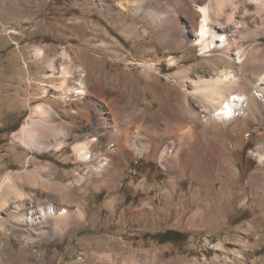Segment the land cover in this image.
I'll use <instances>...</instances> for the list:
<instances>
[{
  "label": "rangeland",
  "instance_id": "374dc122",
  "mask_svg": "<svg viewBox=\"0 0 264 264\" xmlns=\"http://www.w3.org/2000/svg\"><path fill=\"white\" fill-rule=\"evenodd\" d=\"M182 3L189 6L191 0H0V178L26 169L69 184L67 206L73 210L80 205L84 211L82 219L48 238L27 241L0 230V264H264V160L255 153H264V117L259 123L250 121L247 139L224 136L222 153L232 166L225 170L210 166L193 173L200 140L194 145L187 140L185 149L194 163L180 169L173 164L174 147L166 160L159 159L158 151H135V145H145L143 132L149 127L165 128L152 117L163 105L154 82L172 90V72L200 60L188 33L175 29L167 43L159 37L164 31L150 22ZM247 6L249 11L235 12L233 19L238 20L228 25L226 34H248L244 40L249 41L255 32L264 46L263 12H256L255 4ZM178 17L179 24L186 19ZM37 47L44 56L37 55ZM62 64L73 79L84 77L91 89L102 82L105 92L116 95L118 115L110 130L119 126L123 134L118 132L115 141L122 144L127 136L131 153H121L115 167L105 163L97 168L95 160V169L83 160L84 153L73 149L94 135L96 143L86 153L100 159L110 143L95 126L94 111L84 106L85 99L62 91L57 78ZM43 103L59 114L47 117V124L69 126L59 150L29 149L14 137ZM78 107L88 110L89 122L71 113L70 108ZM141 110L146 119H135ZM196 127V134L203 136L199 122ZM214 132L208 131V137ZM135 133L140 137L134 145ZM51 196L56 198L53 192ZM147 201L154 220H127L128 211ZM166 229L186 236L163 244L151 237Z\"/></svg>",
  "mask_w": 264,
  "mask_h": 264
},
{
  "label": "bare ground",
  "instance_id": "6f19581e",
  "mask_svg": "<svg viewBox=\"0 0 264 264\" xmlns=\"http://www.w3.org/2000/svg\"><path fill=\"white\" fill-rule=\"evenodd\" d=\"M253 4L255 6L252 7L256 8V12L261 11L264 16V0H191L189 6L182 3L177 9L160 14L159 17L156 16L157 19L154 18L155 20L151 19L152 25L156 23V27L159 26L164 31L159 37L167 43L173 39L172 34L175 29L177 31L181 28L184 33H188L189 43L197 47L200 60H196L194 65L182 64L183 66L180 65L172 72L174 90L154 82V89L162 97L163 105L152 117L159 122V125L162 120L165 128L153 130L149 127V130L143 132V135L147 136L146 143L140 148L135 145V141L140 137L139 133L132 135L136 153L142 154L150 149L152 154L158 151L159 159L166 160L174 147L173 164L175 168L180 169L187 167L191 161L185 146L187 140H190L193 145L200 140L199 150L196 149L197 153H195L197 154L195 164L198 166L192 170L194 174L210 166L224 170L230 168L231 163L222 153L224 136L227 135L226 138L229 136L230 139L237 141L245 137L247 139V126L250 121L259 123L264 117V85H262L264 84V46L258 43L259 39L255 32H253L254 37L249 41L244 40L248 34L240 33L241 35L237 38H230L232 36L229 37L226 34L228 25L231 27L236 23L237 18L233 19L235 12L249 11L247 5ZM178 13L186 17L181 24H179ZM247 27L249 26L246 25ZM37 55L44 56L40 47H37ZM63 57L67 59L69 54L63 52ZM171 61L176 62V59L171 58ZM63 67L62 64V70L57 77L62 80L60 82L62 91L85 99L84 106L94 111L95 126L107 136L110 143L100 159L98 156L91 157L86 153V149L96 143L97 137L94 135L87 138L88 142H78L73 149L79 155L84 153L83 160L90 162L92 166L94 165L92 161L97 160V168L105 163L115 167L120 163L121 153H131L128 151L130 141L127 136L122 144H117L115 141L117 139L114 136L121 132V129H118L119 126L110 130L111 122L118 115V109L114 108L116 95L111 96V91L105 92V84L102 82H98L91 89L87 86L84 77L73 79L71 72L64 70ZM150 76L147 78L150 79ZM85 107L70 108V110L73 115L78 114L89 122L91 116ZM106 109H109L110 114ZM134 114L135 119L145 120L147 116L142 110ZM56 115L59 114L44 103L36 105L32 116L25 119L18 131L14 133V137L23 147L29 149L39 151L49 148L61 149L64 140L69 136V126L63 123L60 127H54L46 123L47 117ZM197 122L201 124L203 136L196 134ZM125 127L123 131L126 130ZM213 130L216 134L214 132L209 138L207 132ZM172 136L174 139L169 142L168 139ZM52 137L54 140L51 139ZM193 137H196L195 140L191 139ZM168 143L170 145H167ZM180 153H182L181 156ZM255 153L259 160H264L263 151L258 150ZM212 154L217 155V159ZM192 163H194L193 160L190 164ZM93 167L96 169V166ZM51 192L56 198L51 196ZM69 196V184L61 185L58 182H52L49 178L26 169L16 172L15 176L6 173L0 178V230L13 238H27V241L35 237L48 238L59 235L72 221L80 220L84 216L80 205L73 210L67 206L70 201Z\"/></svg>",
  "mask_w": 264,
  "mask_h": 264
},
{
  "label": "crops",
  "instance_id": "0c3cea01",
  "mask_svg": "<svg viewBox=\"0 0 264 264\" xmlns=\"http://www.w3.org/2000/svg\"><path fill=\"white\" fill-rule=\"evenodd\" d=\"M135 210L128 211L126 214L127 220H154L155 215L152 212V205L149 201L141 203L139 206L134 207Z\"/></svg>",
  "mask_w": 264,
  "mask_h": 264
},
{
  "label": "trees",
  "instance_id": "16d2710c",
  "mask_svg": "<svg viewBox=\"0 0 264 264\" xmlns=\"http://www.w3.org/2000/svg\"><path fill=\"white\" fill-rule=\"evenodd\" d=\"M149 235V234H148ZM186 236V233L179 232L173 229H166L163 231H158L152 234V238L156 239L158 243L163 244L167 242H175L178 240H182Z\"/></svg>",
  "mask_w": 264,
  "mask_h": 264
}]
</instances>
